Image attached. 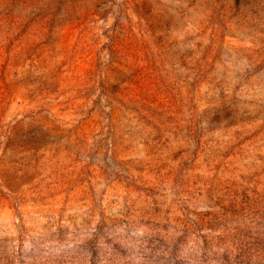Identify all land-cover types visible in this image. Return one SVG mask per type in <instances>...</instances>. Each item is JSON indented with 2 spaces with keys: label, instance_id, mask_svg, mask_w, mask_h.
I'll return each instance as SVG.
<instances>
[{
  "label": "rangeland",
  "instance_id": "rangeland-1",
  "mask_svg": "<svg viewBox=\"0 0 264 264\" xmlns=\"http://www.w3.org/2000/svg\"><path fill=\"white\" fill-rule=\"evenodd\" d=\"M0 264H264V0H0Z\"/></svg>",
  "mask_w": 264,
  "mask_h": 264
}]
</instances>
